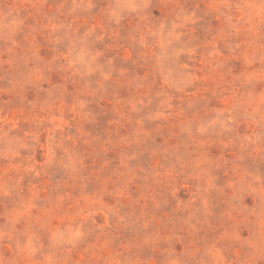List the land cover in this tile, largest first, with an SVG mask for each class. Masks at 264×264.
<instances>
[{
    "label": "rangeland",
    "instance_id": "obj_1",
    "mask_svg": "<svg viewBox=\"0 0 264 264\" xmlns=\"http://www.w3.org/2000/svg\"><path fill=\"white\" fill-rule=\"evenodd\" d=\"M0 264H264V0H0Z\"/></svg>",
    "mask_w": 264,
    "mask_h": 264
}]
</instances>
